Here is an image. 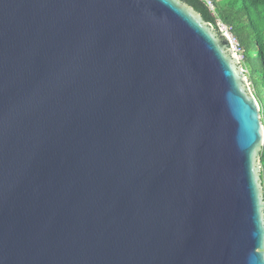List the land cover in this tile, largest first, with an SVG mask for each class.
Here are the masks:
<instances>
[{"label": "water", "instance_id": "95a60500", "mask_svg": "<svg viewBox=\"0 0 264 264\" xmlns=\"http://www.w3.org/2000/svg\"><path fill=\"white\" fill-rule=\"evenodd\" d=\"M263 144L181 0H0V264H264Z\"/></svg>", "mask_w": 264, "mask_h": 264}, {"label": "trees", "instance_id": "16d2710c", "mask_svg": "<svg viewBox=\"0 0 264 264\" xmlns=\"http://www.w3.org/2000/svg\"><path fill=\"white\" fill-rule=\"evenodd\" d=\"M206 23L216 26L219 17L233 28L242 47V67L260 104L264 125V0H214L218 17L201 0H181ZM261 183L264 192V144L261 149Z\"/></svg>", "mask_w": 264, "mask_h": 264}, {"label": "built area", "instance_id": "2783aa9c", "mask_svg": "<svg viewBox=\"0 0 264 264\" xmlns=\"http://www.w3.org/2000/svg\"><path fill=\"white\" fill-rule=\"evenodd\" d=\"M201 1H203L209 7V9L212 11V14L214 16L218 17L217 11H216V4H215L214 0H201ZM216 22L220 25V27L226 33L229 41L231 42L235 56L238 59L239 63L241 64L242 60L244 59V56L242 53V47L240 45V42L238 41V38L235 36V34L233 32L232 26L225 23L224 21H222L219 17L217 18Z\"/></svg>", "mask_w": 264, "mask_h": 264}]
</instances>
